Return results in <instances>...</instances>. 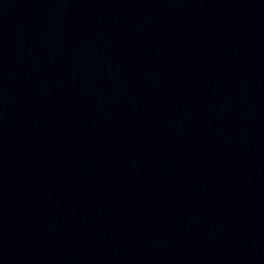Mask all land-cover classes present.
<instances>
[{
	"label": "water",
	"instance_id": "water-1",
	"mask_svg": "<svg viewBox=\"0 0 264 264\" xmlns=\"http://www.w3.org/2000/svg\"><path fill=\"white\" fill-rule=\"evenodd\" d=\"M0 264H264V0H0Z\"/></svg>",
	"mask_w": 264,
	"mask_h": 264
}]
</instances>
